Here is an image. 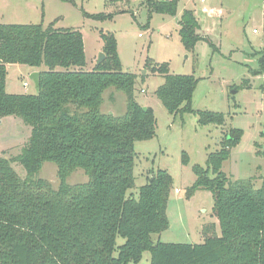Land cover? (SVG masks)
Returning a JSON list of instances; mask_svg holds the SVG:
<instances>
[{"label":"trees","instance_id":"trees-1","mask_svg":"<svg viewBox=\"0 0 264 264\" xmlns=\"http://www.w3.org/2000/svg\"><path fill=\"white\" fill-rule=\"evenodd\" d=\"M179 1L145 0L149 12L173 16ZM84 14L96 19L114 15ZM179 23L186 49L206 39L197 32L194 9H184ZM101 37L106 58L85 71L81 30L58 29L54 22L47 27L43 22L0 23V120L18 116L32 127L15 158L28 172L26 179L11 159L0 156V264H129L139 263L146 251L151 264H264V180L256 188L251 178L232 181L222 170L241 141L240 128L224 134L206 167L193 165L196 180L187 193L190 197L199 188L212 192L221 235L215 232L217 223H211L203 227L199 244L153 242L152 234L170 225L166 210L174 179L159 168L147 176L138 197L128 195L136 180L135 143L156 136L157 119L153 108L145 110L135 98L137 75L123 70L115 34L101 31ZM256 54L260 67L253 74L260 75L264 47ZM10 63L40 68L36 94L7 92ZM146 66L164 76L155 94L170 114L193 113L200 125H224L223 112L193 107L198 78L171 73L168 62L148 59ZM109 87L127 95L123 116L100 109ZM47 161L58 166V189L37 178ZM182 162H190L188 153L183 152ZM78 168L89 180L71 185L67 178ZM119 236L125 239L121 245Z\"/></svg>","mask_w":264,"mask_h":264},{"label":"rangeland","instance_id":"rangeland-1","mask_svg":"<svg viewBox=\"0 0 264 264\" xmlns=\"http://www.w3.org/2000/svg\"><path fill=\"white\" fill-rule=\"evenodd\" d=\"M205 4L221 7L223 12L215 9L209 17L202 13L204 4L198 0H180L175 16L149 12L145 0H75V3L0 0V23L43 22L47 27L54 22L58 29L81 30L87 60L85 71L94 70L98 65L104 45L101 31L115 34L123 70L137 75L135 98L142 106L153 108L157 119L156 136L135 143L136 180L128 195L138 197L147 176L159 168L168 170L174 179L166 210L170 225L163 232L152 234L155 243H202L203 227L211 223H217L215 232L221 235L213 211L212 192L199 188L190 197L187 193L196 180L193 165L206 167L208 154L220 148L224 134L230 129L240 128L243 135L239 144L232 148L222 170L232 181L251 178L256 188H260L264 180V73L253 74L260 67L256 53L264 47V0H207ZM186 8L198 14L197 32L207 39L197 40L191 50L186 49L179 34V21ZM84 11L114 15L96 19L86 16ZM148 59L168 62L173 74L198 78L193 107L223 112L224 125H200L193 113L170 114L155 94L165 78L146 66ZM31 68L20 63L7 66L8 93H37L30 78ZM103 97L102 112L115 116L126 113L125 92L109 87ZM31 130L32 127L18 116H5L0 120V156L12 160V166L22 179L28 177V172L15 158L27 144ZM183 152L190 157L188 164L182 162ZM37 178L48 180L54 189L60 186L58 166L54 162H45ZM88 180L89 176L81 168L67 178L71 185ZM124 242V238H117L118 245ZM129 264H151V253L146 251L139 263Z\"/></svg>","mask_w":264,"mask_h":264},{"label":"water","instance_id":"water-1","mask_svg":"<svg viewBox=\"0 0 264 264\" xmlns=\"http://www.w3.org/2000/svg\"><path fill=\"white\" fill-rule=\"evenodd\" d=\"M106 58V55L104 52L100 53V58L98 61V65L101 64ZM30 78L32 79V81L34 82L37 91H39L40 89V71H35L30 75ZM147 107H144V109L146 110Z\"/></svg>","mask_w":264,"mask_h":264},{"label":"crops","instance_id":"crops-1","mask_svg":"<svg viewBox=\"0 0 264 264\" xmlns=\"http://www.w3.org/2000/svg\"><path fill=\"white\" fill-rule=\"evenodd\" d=\"M203 7H206L207 9H213V11L212 12H215V9H221L222 10V12H223V9L221 8V7H216V6H207L206 4L205 5H203L202 7H201V11H202V13H205V14H207L209 17H211L212 16V12L210 13V10H209V12L207 13V12H203ZM196 15H197V17H198V14L196 13ZM220 18H222V17H220ZM253 31H254V29H253ZM9 65V64H8ZM35 71H40V68H35V67H32L31 68V72L33 73V72H35ZM177 189V188H176ZM179 190V189H178Z\"/></svg>","mask_w":264,"mask_h":264},{"label":"built area","instance_id":"built-area-1","mask_svg":"<svg viewBox=\"0 0 264 264\" xmlns=\"http://www.w3.org/2000/svg\"><path fill=\"white\" fill-rule=\"evenodd\" d=\"M198 1L205 5V3H206L207 0H198ZM202 10H203V12H207V13L209 12V10H210V13L213 11V9H207L206 7H203ZM255 31H256V29H254V32ZM24 85L27 86V83L25 82ZM176 191L178 192L179 190L176 189Z\"/></svg>","mask_w":264,"mask_h":264}]
</instances>
